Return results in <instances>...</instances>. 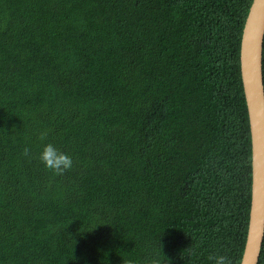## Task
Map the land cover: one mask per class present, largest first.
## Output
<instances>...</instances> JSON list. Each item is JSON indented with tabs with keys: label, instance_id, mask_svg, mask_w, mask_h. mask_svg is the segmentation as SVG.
I'll use <instances>...</instances> for the list:
<instances>
[{
	"label": "trees",
	"instance_id": "1",
	"mask_svg": "<svg viewBox=\"0 0 264 264\" xmlns=\"http://www.w3.org/2000/svg\"><path fill=\"white\" fill-rule=\"evenodd\" d=\"M252 2L0 0V264H241Z\"/></svg>",
	"mask_w": 264,
	"mask_h": 264
},
{
	"label": "water",
	"instance_id": "2",
	"mask_svg": "<svg viewBox=\"0 0 264 264\" xmlns=\"http://www.w3.org/2000/svg\"><path fill=\"white\" fill-rule=\"evenodd\" d=\"M264 0H253L241 40V74L252 138V202L241 264H258L264 241Z\"/></svg>",
	"mask_w": 264,
	"mask_h": 264
},
{
	"label": "clouds",
	"instance_id": "3",
	"mask_svg": "<svg viewBox=\"0 0 264 264\" xmlns=\"http://www.w3.org/2000/svg\"><path fill=\"white\" fill-rule=\"evenodd\" d=\"M47 138V130L39 132L38 139L40 141H46ZM22 155L31 159V149L27 146L24 147ZM38 158L42 162L44 168L50 171L54 176L63 175L66 171L71 170L73 167V158L69 154L58 149L51 142L44 144ZM161 249L162 245L160 250ZM208 259L213 261V264H232V260L228 256L222 254L210 255ZM128 264H131V262L129 261ZM143 264H164V262L156 256H151L145 258Z\"/></svg>",
	"mask_w": 264,
	"mask_h": 264
}]
</instances>
